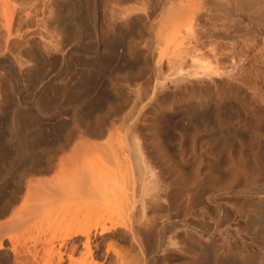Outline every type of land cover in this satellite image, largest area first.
Segmentation results:
<instances>
[{"label":"rangeland","instance_id":"374dc122","mask_svg":"<svg viewBox=\"0 0 264 264\" xmlns=\"http://www.w3.org/2000/svg\"><path fill=\"white\" fill-rule=\"evenodd\" d=\"M39 1L41 2V0H29V3L34 6L35 3H40ZM45 1L42 0L43 4H38L39 8H42L41 4L47 7H45L47 13L44 12V18L42 17L40 22L42 25L39 27L43 29L40 28L42 36L54 43L58 52L54 50V46L44 45L43 37L40 39L35 36L36 39L34 37L30 40L32 43L24 41L20 43L21 45L16 44L14 46L16 49H13L14 47L11 49L22 65L23 76L20 78L15 77L16 75L4 76V71L0 72L6 79V94H8L5 97L7 99L3 98L4 101L0 102V176L2 174L0 211L3 207L5 209L8 207L6 209L8 214L5 216L8 218L11 210L12 212L14 210L12 207H18L22 203L20 197L24 196L25 182L27 183L33 174L35 178L42 176L36 168L30 169L28 165L26 166L28 168H24V165L22 169V166H19L20 154L27 139L31 140L32 153L35 149L33 155L36 161L34 160L33 164L37 163L36 166L42 168V164L52 162V165L55 164L54 166L57 167L60 162L58 164L56 162L59 159L63 161L68 157L67 155H71L76 143L78 145L83 137L86 143L95 142L97 138L94 137V130H97V127L102 134L104 133L103 141L108 140L114 133L125 136L124 132H126L131 142L133 138L131 133L135 130L137 138L144 144L145 157L149 164L151 163V171L154 170V174L150 171L144 176L148 191L147 193L145 189V193L149 194L148 197L159 199L161 203L165 201L162 203L163 209L158 211V216L155 215V218H158L155 230H148L150 234L146 230L143 231L147 234L143 252H138L134 248L130 236L122 235L117 238H107L102 240L103 242L101 239L96 240L98 244L93 243L90 250H80L75 255L77 258L74 257V263L78 261L75 264H110L111 262L112 264L113 262L114 264H264V221L262 222L264 204L260 206L263 207L262 212L259 210L260 207L257 208L258 206L255 207L256 212L253 208L254 204L256 206L257 198L264 201V192L257 193L253 189L250 190L251 184L257 182V186L264 189V118L262 110L254 103L251 93L247 94L245 89L244 92L237 86H232L229 92L233 94L227 102L229 109L225 108L220 115L206 114L189 121L190 112L187 109L192 96L199 99L203 95L215 92L216 89L206 91L201 88L206 91L202 92L199 88L202 95L196 90L198 88H192L193 91L191 88L187 89L188 93L184 92L185 90L177 92L170 84L168 91L171 92L162 99L160 107L156 110L152 109L154 111L149 110L143 122L138 123L137 126L131 127V122L124 128L120 125L122 123L119 122V118L121 120L129 112V114L134 112V115L138 112L137 94L140 90V92L145 90L149 76L148 67L146 70V65L149 64L146 62L148 54L146 55L147 50L144 49L147 48L145 45L149 39V23L145 19L130 23L129 18L127 19L124 14V9L133 5L138 7L140 0H65L66 2L54 0L53 3H49L51 7ZM71 9L74 11L72 12ZM1 35L0 38H3ZM124 53L128 56H124ZM5 58L4 53L0 52V60ZM134 115L132 113V116ZM128 131L130 135L127 134ZM77 133L82 137L80 138ZM20 144L23 147L19 146ZM96 155V153L92 154L93 157ZM122 159L123 157L120 158V163ZM93 161L96 163L94 169L98 181L116 198L112 206L105 204L102 207V215L105 214L106 220L111 217L113 211L116 213L115 216H119L120 213L124 215L126 209L125 205L121 204L122 197L124 194H128L127 199L132 196L127 170L123 164L120 168L110 162L98 163L95 158ZM236 161L240 168L237 166L233 169L235 166L232 164H236ZM100 167L105 173L103 176L102 173L100 174L102 171ZM236 169H239V172L234 171ZM56 170L57 168L44 174L45 178L53 172L55 175ZM146 176L148 179L145 178ZM102 177H105L104 180ZM231 182L235 183L232 185ZM228 186L232 187L231 190ZM121 190L126 192L123 196ZM246 198L250 203L245 202ZM9 199L10 203L16 200L15 204L12 203L11 210H9L11 205ZM117 210H120V213H117ZM253 214H259L263 218H254L255 222L252 223L250 218L254 216ZM93 219L89 220L92 228L95 226L92 224H96L95 218ZM187 224H190L191 229L183 227ZM50 234L47 231L41 237L51 238L53 234L52 236ZM56 237L55 240L58 241L59 236ZM106 242L110 245L114 244L110 246ZM114 249L118 251L114 252ZM124 252L128 253V256Z\"/></svg>","mask_w":264,"mask_h":264},{"label":"bare ground","instance_id":"6f19581e","mask_svg":"<svg viewBox=\"0 0 264 264\" xmlns=\"http://www.w3.org/2000/svg\"><path fill=\"white\" fill-rule=\"evenodd\" d=\"M53 1L54 0H46L45 2H48L49 4L53 3ZM145 1L146 0H140L138 7H134L135 5H133V7L130 6L131 8L124 9V14L127 16V19L129 18L128 21L130 20V23L137 22V20L139 22V19H143V21L145 19L149 23V39L146 43L147 46L144 43L147 48H144L143 46V48L147 50L146 55L148 54V57L146 56L148 61L146 62H149V64L146 65V70L148 67L149 76H147L148 82L145 90L142 92H140L141 90H138L139 93L137 92L138 103L136 102V107L139 109L138 112H136L135 115L134 112H132L134 116H132V113L129 114V112L121 120L119 118V122L122 123L120 125L125 128L130 125L129 123L131 122V127L137 126L138 123H142L146 114L149 113V110H156V108L160 107L159 105L160 102H162V99L168 95L169 92H171L168 91V86L170 84L174 86L173 88L177 90V92L182 90L187 92V89L189 90L190 88L192 91L196 88H198L196 90L199 91L201 88L206 91L213 88L216 89H213L215 90L213 93L209 91L210 93L206 96L202 93L206 91L201 89L202 92H200L203 97L199 98L201 96L200 95L198 97L199 99L192 96V99L189 101V109H187L188 112H190L189 121L202 115L206 116V114H210L211 116L220 115L223 113V110L225 111V108L226 110L229 109V107L227 108V105H229L227 102H229L231 99L230 96L233 94L232 92H229L231 91L230 89L232 86H237L242 89V91L245 89L247 94L251 93V97H254V103L258 109L262 110L261 113L264 118V0ZM40 3H42V0ZM40 3H32L34 6H31L29 0H0V34L3 35V38H0V41L2 39V42L0 43V52H3L6 56L5 60H0V72L4 71V76H6V74L16 75L15 77L18 76V78L23 76L22 65L14 55V52H11V49L16 46V44L19 45L21 42H29L35 36L39 38L43 37L40 30L42 27L39 26L42 25L40 22L43 15L47 13L45 12L47 7H43L42 3V8H39L40 5L38 4ZM72 4L74 6V3ZM35 5H37V7ZM120 6L119 7L122 9V4ZM73 11L74 10H72V12ZM76 13L78 12L76 11ZM43 21H45V19H43ZM45 38L46 37H43V39L40 38L44 41V45L53 47L54 43ZM37 46H39V44H37ZM13 49L16 48L14 47ZM137 49H139V47ZM54 50L58 52V48L56 49L55 47ZM49 53L51 52L49 51ZM126 55L127 54L124 56ZM141 64H143V62ZM6 83V79L0 74V102H3V98L8 95L6 94ZM6 99L7 98H5V100ZM183 113L185 115V112ZM96 129L97 130H94V137L97 139L93 142L94 144L90 143L93 145H90L88 142L86 143V141L83 140V137L78 145L76 143L74 150L72 149L73 153L71 151V155H67L68 159L65 158L66 160L63 159V161L60 159L58 162L55 161L57 164L60 162L57 167L54 166L55 164L52 165V162H47L45 165L42 164L45 168L43 166L42 168H40L41 166L37 167V163L33 164V161L35 160L33 155V153H35V149L32 153L30 147L31 140L29 139L30 141H28L27 137V142H24V147L21 144L19 145L23 147V150L18 148V150H22V154H20V163L18 160L19 166H22V169L24 165V168H36L38 173L42 176L41 178L37 177V179L35 176L33 177V174V178L31 177L27 183L25 182V188L23 186V189H25L23 190L24 196L20 197L22 198V203H20V206L18 205V207L13 205V212L11 210V206L12 203L15 204L14 201L16 200L11 203L10 199L8 200L11 204L9 205L11 214L8 215V218L5 217L8 214V211L6 210L8 207L5 209L2 205L3 210L0 211V264H75L78 262L74 263L75 255L80 252V250H90L93 243L98 244V242H95L96 240L99 241L101 239L102 241L105 239L107 240V238H117L122 235L130 236L133 241L134 248L137 249L138 252L142 251L145 236L147 235L144 234L143 231L146 230L147 232L148 230H153L155 228L156 219H158L155 218V215H157L158 211L163 209L162 203H165V201L161 203L159 202V199L147 196L149 194H147L148 191L145 185L147 184V181L144 179V176L146 173H150L152 166L145 157L146 154L144 152V144L137 138V135L135 134L137 131L135 130L133 132L135 135L131 133V135H133L131 143L129 142L130 140H128L129 138L126 135V132H124L125 136L123 134L120 135V133H118L119 135L114 133V135H111L108 140L103 141L104 133L102 134V132L98 130V127ZM18 132H20L19 129ZM127 134L130 135V132ZM15 141L14 143L16 144ZM93 153H96L97 155L93 157ZM121 157H123L122 163L119 162ZM62 158H64V156ZM93 158H95L98 163L100 162L102 164L110 162L114 166H120V168H122L123 164V167L127 170L129 177L128 184H130V186L128 184L127 185L129 188L131 187L129 189L130 191L132 189V196L129 194L131 198L127 199L128 194H124V196L126 195L124 197L123 193L126 192L121 190V194L123 196L121 204L125 205L124 208L126 209L125 213L123 212L124 210L121 209L124 215H121L122 213L119 212L120 210H117L118 212L116 211L117 213H120L119 216H115L116 213H113L114 211L112 210V214L115 215L113 216L111 214V217H109L108 220L104 218L105 214L102 215V207L105 204L112 206L113 202L116 201V198L112 193L106 191V187L103 188L104 186L102 183L98 181L97 174L94 169L96 163L93 161ZM4 161L3 163H5ZM237 164V161L236 164H232V166H235L233 169L237 166L239 167ZM27 165L28 167H26ZM54 167L55 169L57 168L56 174L54 175L53 172L52 175H49L51 177L48 176L45 178L44 174L54 171ZM101 167L104 169V165ZM101 167L100 170H102ZM238 170L239 169H236L234 171L239 172ZM260 170L261 169H259V171ZM152 171L151 174H154V170ZM245 171H247V169ZM101 173V176L105 174L103 173V170L100 174ZM104 178L102 177L103 180ZM145 178H147V176ZM237 178L238 176L236 179ZM246 180H248V182L250 181L248 178ZM125 184L123 186H125ZM257 184L258 182L252 183L250 190L253 189V191L255 190L257 193L264 192V189H262L261 186H257ZM228 187L227 189L230 188ZM145 189L147 193H145ZM251 198L254 199L252 196ZM245 200V202H249L247 201V198ZM256 200V206L254 204L253 208L257 206V208H259L264 204L262 199L257 198ZM257 208H255L254 212H256ZM262 208L263 207L259 208L261 212ZM262 214L264 215V212ZM262 214L260 213V215ZM253 215L254 216L250 218L252 219V221H250L252 223L255 222L253 221L254 218H263V216L261 217L259 214ZM91 217L92 219L95 218L96 221V224H92L95 225L93 227L94 229L91 226V221H89L92 220L90 219ZM263 221L264 220H262V222ZM87 223H90V227ZM189 225H183V227L185 229H191ZM156 229H158V227ZM47 231L48 233L53 234V236L50 234L52 236L51 238H42L41 236L46 234ZM41 232L43 233L42 235ZM152 232L151 234H153ZM57 235L60 237H58V241L55 240ZM107 245H110V243ZM95 247L98 248V246ZM113 248L115 247L113 246ZM105 249L107 250V247ZM115 250L117 249H114V252ZM117 251L116 253H118ZM83 253H85V251ZM107 253L105 255H107ZM124 253L126 254V252ZM137 260H140V258H137ZM115 261L117 262V258ZM110 264H112V262Z\"/></svg>","mask_w":264,"mask_h":264}]
</instances>
